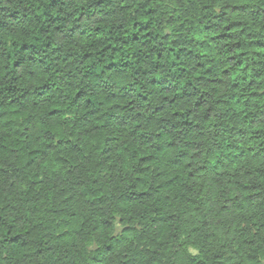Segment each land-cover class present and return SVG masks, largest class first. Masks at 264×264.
<instances>
[{"label":"trees","instance_id":"obj_1","mask_svg":"<svg viewBox=\"0 0 264 264\" xmlns=\"http://www.w3.org/2000/svg\"><path fill=\"white\" fill-rule=\"evenodd\" d=\"M0 264H264V0H0Z\"/></svg>","mask_w":264,"mask_h":264}]
</instances>
